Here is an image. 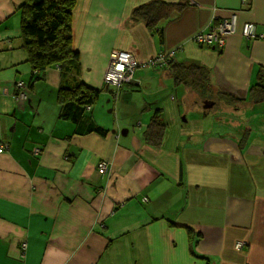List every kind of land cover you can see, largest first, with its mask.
<instances>
[{"label":"crops","instance_id":"crops-1","mask_svg":"<svg viewBox=\"0 0 264 264\" xmlns=\"http://www.w3.org/2000/svg\"><path fill=\"white\" fill-rule=\"evenodd\" d=\"M151 1L77 0L74 46L81 80L101 90L89 112L101 136L60 117V68L34 74L25 0H0V264H264V94L251 93L264 84V0H159L184 6L155 31L132 18ZM232 14L221 51L194 42ZM245 23L260 37H243ZM113 51L140 63L174 52V65L209 70L212 96L176 84L168 64L140 66L116 99L104 82ZM158 111L168 127L155 146L145 132Z\"/></svg>","mask_w":264,"mask_h":264},{"label":"trees","instance_id":"trees-1","mask_svg":"<svg viewBox=\"0 0 264 264\" xmlns=\"http://www.w3.org/2000/svg\"><path fill=\"white\" fill-rule=\"evenodd\" d=\"M76 4L77 0H25L20 8L23 49L34 74L40 76V73L47 68L55 66L60 68L63 80L58 94L60 117L76 124L87 123V130L83 134L96 133L105 136L108 130L92 122L89 114L101 90L84 83L80 78V54L74 46L72 28L73 11ZM183 6V4L173 5L155 0L138 6L133 11L132 18L143 21L149 30L155 31L162 20L169 18L173 12L180 11ZM224 47L213 48L221 51ZM167 67L172 72L176 84L182 83L198 92L205 91L207 96H212L210 72L207 68L195 65H174L172 62H169ZM132 84L130 82L117 88L113 87V95L115 94L117 99L123 87ZM25 88L26 85L22 91L27 95ZM20 91L17 89L15 93L18 94ZM251 93L253 97L261 98L264 94V84L259 83L253 86ZM167 127L162 112L158 111L145 132L146 141L158 146ZM189 232L192 234L191 230Z\"/></svg>","mask_w":264,"mask_h":264},{"label":"built area","instance_id":"built-area-1","mask_svg":"<svg viewBox=\"0 0 264 264\" xmlns=\"http://www.w3.org/2000/svg\"><path fill=\"white\" fill-rule=\"evenodd\" d=\"M245 4H249V0H243ZM238 29V16L232 14L227 18L218 21L213 26L209 27L207 31H202L194 37V42L202 46L211 47H224L226 39L235 34ZM241 33L243 37L251 40H255L260 36L257 33L256 26L253 23H245L242 26ZM174 52L165 55H158L154 59H151L145 63H140L134 57L124 51H113L110 55V64L104 77L106 85L112 87H119L124 83L132 82L136 73V70L141 67L148 66H164L168 65L170 59L173 57ZM24 82L17 83V89L21 90L18 94H15L17 100L25 101L27 95L22 91ZM5 150L4 145H0V153ZM36 155L40 153V149H35ZM108 169V163L101 161L98 164V171L101 174H105ZM242 243L237 245L238 248L242 247Z\"/></svg>","mask_w":264,"mask_h":264},{"label":"water","instance_id":"water-1","mask_svg":"<svg viewBox=\"0 0 264 264\" xmlns=\"http://www.w3.org/2000/svg\"><path fill=\"white\" fill-rule=\"evenodd\" d=\"M134 82H135V80L132 81V83H134ZM205 104H206V105H205V108H206V109L209 108V107H211V106L213 105V103L208 102V101H207Z\"/></svg>","mask_w":264,"mask_h":264},{"label":"rangeland","instance_id":"rangeland-1","mask_svg":"<svg viewBox=\"0 0 264 264\" xmlns=\"http://www.w3.org/2000/svg\"><path fill=\"white\" fill-rule=\"evenodd\" d=\"M172 53V52H171ZM170 54V53H169ZM154 59V58H153ZM151 60V59H150ZM149 61V60H148Z\"/></svg>","mask_w":264,"mask_h":264}]
</instances>
